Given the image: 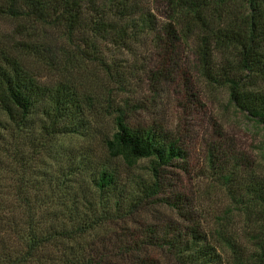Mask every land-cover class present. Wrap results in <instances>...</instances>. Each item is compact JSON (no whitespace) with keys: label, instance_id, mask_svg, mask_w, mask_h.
Listing matches in <instances>:
<instances>
[{"label":"rangeland","instance_id":"obj_1","mask_svg":"<svg viewBox=\"0 0 264 264\" xmlns=\"http://www.w3.org/2000/svg\"><path fill=\"white\" fill-rule=\"evenodd\" d=\"M137 2V14L151 12L158 25L169 18L177 20L182 38L172 61L151 31L123 44L94 37L93 45H85L90 53L77 59L72 53L61 54L60 47L74 53L78 47L58 26L22 13L0 14V61L4 56L17 59L38 81H67L88 98L79 131L46 138L39 105L27 117L29 127H22L16 136L11 125L1 128L0 181L10 188L22 176L18 182L33 196L38 187L48 186L77 194L87 183L84 168L107 161L128 182L132 193L127 199H134L139 194L137 183L153 180L151 157L128 163L111 156L105 141L117 129L118 114L129 125H156L178 139L186 152L183 161L163 167L165 189L146 196L127 216L110 218L84 235L89 251L101 264H140V259L178 264L167 245L149 244L145 234L176 232L194 221L213 235L222 264H264V200L245 187L252 178H264V125L230 100L227 85L203 75L197 53L204 29L200 18L225 23L245 14L247 3L226 0L218 11L207 8L196 13L178 9L181 0ZM4 3L0 0V5ZM213 52L214 63H221V51ZM233 53L226 50V55ZM0 118L7 119L3 113ZM175 194L191 218L185 219L162 200ZM86 195L96 198L89 191ZM113 201L107 203L111 210Z\"/></svg>","mask_w":264,"mask_h":264},{"label":"trees","instance_id":"obj_2","mask_svg":"<svg viewBox=\"0 0 264 264\" xmlns=\"http://www.w3.org/2000/svg\"><path fill=\"white\" fill-rule=\"evenodd\" d=\"M225 2L181 0L178 9H195L196 13L207 8L218 11ZM245 2L248 9L240 18L217 24L207 16L200 18L204 29L197 53L203 75L209 81L227 85L230 100L264 125V0ZM138 7L137 0H5L0 14L22 13L35 21L58 26L65 39H71L78 47L75 53L60 47L61 54L72 53L77 59L90 53L85 45H93L94 37L123 44L142 31H151L157 46L172 61L182 38L177 20L169 18L159 26L151 12L137 14ZM215 49L224 56L219 64L214 63ZM226 50H232L233 55H226ZM37 105L43 116L40 128L47 138L79 131L88 98L67 81H38L17 59L4 56V61H0V113L7 119L0 118V129L11 125V134L16 136L27 126V117ZM116 126L105 141L108 153L121 156L128 163L138 157H151L153 180L137 183L139 194L127 199L132 193L128 182L117 167L106 161L84 168L87 183L79 187L77 194L59 190L60 186H48L38 187L33 196L18 182L23 181L22 176L10 188L0 181V264H101L83 236L110 218L127 216L146 196L165 189L163 167L177 166L186 154L178 139L156 125H129L121 114L117 115ZM245 187L264 200V178H252ZM87 191L96 198L88 197ZM112 199L114 210L107 205ZM162 200L185 219L191 218L178 194L162 196ZM155 231V236L145 234L147 243L167 245L168 253L178 264L223 263L213 235L194 221L176 232ZM140 264L154 263L140 259Z\"/></svg>","mask_w":264,"mask_h":264}]
</instances>
